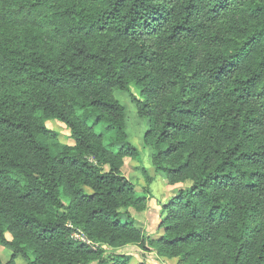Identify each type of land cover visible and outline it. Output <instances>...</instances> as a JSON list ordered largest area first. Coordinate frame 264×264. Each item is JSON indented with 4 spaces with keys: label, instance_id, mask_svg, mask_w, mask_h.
<instances>
[{
    "label": "trees",
    "instance_id": "obj_1",
    "mask_svg": "<svg viewBox=\"0 0 264 264\" xmlns=\"http://www.w3.org/2000/svg\"><path fill=\"white\" fill-rule=\"evenodd\" d=\"M116 91L149 121L155 170L191 183L162 206L159 238L132 214L153 178L143 171L140 193L122 174L140 152ZM128 245L178 264H264V0H0L6 264H130L103 247Z\"/></svg>",
    "mask_w": 264,
    "mask_h": 264
},
{
    "label": "rangeland",
    "instance_id": "obj_2",
    "mask_svg": "<svg viewBox=\"0 0 264 264\" xmlns=\"http://www.w3.org/2000/svg\"><path fill=\"white\" fill-rule=\"evenodd\" d=\"M132 95L140 98L139 90L135 86L130 87ZM115 97L118 99L127 110V133L129 142L140 152V160L131 158L124 159L122 174L134 185L138 192L146 190L148 186L143 176V171L146 170L153 178L150 185L152 192L148 202V207L143 212L132 211L136 219V226L144 233L152 238H159L163 234L160 230L161 209L180 189H187L191 186L190 182L183 183L177 186L168 184L167 177L162 172H157L151 162V150L144 145V135L149 129L150 124L147 120H142L137 115V108L129 94L121 91L115 92ZM47 127L59 134L61 141L65 144L73 145V140L70 138V132L67 127L58 121H50ZM8 239H11L8 235ZM108 251V258L118 255L131 256L130 264H178V258H168L159 255L155 250L145 251L136 245H128L121 248H110L103 246ZM13 249L0 247L1 264H6L13 254ZM17 264H25L21 258H17ZM110 261L109 264H113ZM98 264V263H93Z\"/></svg>",
    "mask_w": 264,
    "mask_h": 264
},
{
    "label": "built area",
    "instance_id": "obj_3",
    "mask_svg": "<svg viewBox=\"0 0 264 264\" xmlns=\"http://www.w3.org/2000/svg\"><path fill=\"white\" fill-rule=\"evenodd\" d=\"M76 238L80 239L81 241L89 244L88 240L84 237V236H80V235H75Z\"/></svg>",
    "mask_w": 264,
    "mask_h": 264
},
{
    "label": "crops",
    "instance_id": "obj_4",
    "mask_svg": "<svg viewBox=\"0 0 264 264\" xmlns=\"http://www.w3.org/2000/svg\"><path fill=\"white\" fill-rule=\"evenodd\" d=\"M181 185V184H178V186ZM177 186V185H176Z\"/></svg>",
    "mask_w": 264,
    "mask_h": 264
}]
</instances>
